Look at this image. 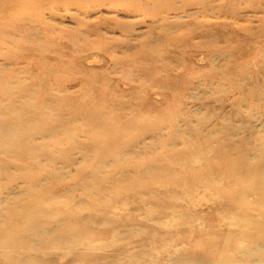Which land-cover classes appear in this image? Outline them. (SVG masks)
Listing matches in <instances>:
<instances>
[{"label":"rangeland","instance_id":"374dc122","mask_svg":"<svg viewBox=\"0 0 264 264\" xmlns=\"http://www.w3.org/2000/svg\"><path fill=\"white\" fill-rule=\"evenodd\" d=\"M263 158L264 0H0V264H264Z\"/></svg>","mask_w":264,"mask_h":264},{"label":"bare ground","instance_id":"6f19581e","mask_svg":"<svg viewBox=\"0 0 264 264\" xmlns=\"http://www.w3.org/2000/svg\"><path fill=\"white\" fill-rule=\"evenodd\" d=\"M263 159H264V158H263ZM263 161H264V160H263ZM261 162H262V161H261ZM243 163H244V162H243ZM245 163H246V162H245ZM262 168H264V167H262ZM257 169H258V168H257ZM257 169H256V170H257ZM260 169H261V167H260ZM246 170H247V169H246ZM260 171H261V170H260ZM260 171H259V172H260ZM252 172H253V171H252ZM262 172H263V171H262ZM256 173H257V172H256ZM256 173H255V174H256ZM242 175H243V174H242ZM244 175H245V174H244ZM247 175H248V173H247ZM261 175H262V174H261ZM250 176H251V175H250ZM259 176H260V175H259ZM243 177H244V176H242V178H243ZM248 177H249V175H248ZM256 177H257V176H256ZM263 178H264V177H263ZM254 179H255V177H254ZM254 179H253V180H254ZM257 179H258V178H257ZM257 179H255V180H257ZM240 180H241V179H240ZM251 181H252V180H251ZM256 186H258V184H256ZM263 186H264V185H263ZM259 188H260V186H259ZM260 189H261V188H260ZM260 192H261V190H260ZM6 211L8 212V209H7ZM6 211H5V212H6ZM9 212H10V211H9ZM7 214H8V213H7ZM7 214H6V215H7ZM0 216H1V215H0ZM9 216H10V215H9ZM10 218H11V217H10ZM6 219H8L7 216H6ZM4 229H5V227H4ZM9 230H10V229H9ZM24 232H25V231H24ZM26 233H27V232H26ZM22 234H23V233H22ZM23 235H24V234H23ZM31 235H32V234H31ZM22 237H23V236H22ZM0 238H1V237H0ZM4 239H5V238H4ZM22 241H23V240H22ZM22 241H21V242H22ZM26 243H27V242H26ZM262 245H264V243H263ZM260 247H261V245H260ZM252 252H253V251H252ZM259 259H260V258H259ZM254 261H255V260H254ZM260 262H262V260H261ZM253 263H254V262H253ZM258 263H259V262H258ZM262 263H263V262H262Z\"/></svg>","mask_w":264,"mask_h":264}]
</instances>
